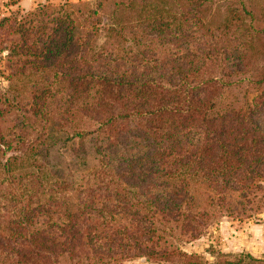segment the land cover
Masks as SVG:
<instances>
[{
  "label": "trees",
  "instance_id": "1",
  "mask_svg": "<svg viewBox=\"0 0 264 264\" xmlns=\"http://www.w3.org/2000/svg\"><path fill=\"white\" fill-rule=\"evenodd\" d=\"M207 1L113 0L122 13L102 27L83 17L96 16V8L70 4H40L0 18V50L10 70L4 91L29 88L43 108L52 84L67 83L72 111L58 104L45 111L64 140L91 142L95 159L79 189H64L60 169L49 166L50 172L36 159L18 176L25 178L22 189H0V264H114L134 255L177 264H264L250 253L212 246L205 249L212 260L171 242L160 251L148 247L160 242V233L197 238L220 213L243 219L264 211V65L250 75L255 78L246 77L247 31L214 52L196 17ZM188 20L195 32L187 33ZM147 25L157 41L170 39L177 57L145 56L124 45L142 43L135 29ZM231 41L242 44L228 47ZM244 80L260 91L218 109L221 91ZM78 93L81 108L72 103ZM0 140L3 146L9 138L0 134ZM24 142L18 136V155L1 162L5 178H12L17 160L50 153V144Z\"/></svg>",
  "mask_w": 264,
  "mask_h": 264
},
{
  "label": "rangeland",
  "instance_id": "2",
  "mask_svg": "<svg viewBox=\"0 0 264 264\" xmlns=\"http://www.w3.org/2000/svg\"><path fill=\"white\" fill-rule=\"evenodd\" d=\"M97 1L98 0H0V18L11 14L20 16L40 4L54 7L70 4L74 10L77 7H81L84 12L96 8L98 10L96 16L88 17L87 13H85L83 17L86 18V21L99 22V25L102 27L111 17L113 20L122 13L121 10H113V0H105L101 5H98V7ZM175 1L176 0H169L168 5ZM180 1L184 2V0ZM199 1L200 0H196V3ZM242 3H245L247 8L253 11V13L247 14L244 12ZM174 9L178 10V8ZM183 9V11H189L185 6ZM138 10L139 7H134L128 14L135 17L138 14ZM188 17H191V14L190 16L188 15ZM196 17L204 24V27L201 26L200 31L205 34V38L213 47L214 52L219 49L220 45H224V40L230 35H236L243 31H247L251 35L245 40L246 56L243 58V61L247 64L245 72L246 77L255 78V76L251 77L250 75L255 74L257 70H260L261 65H264V0H208L199 9ZM131 20L135 21V19ZM186 26L188 27L187 33L196 31L189 20ZM205 26L208 27L205 28ZM142 28L143 26L135 29L136 32L138 31V34L142 33L140 40H137L142 43L135 44L131 39H126L124 45L128 48L132 47L134 52H138L139 54L147 52V54H144L145 56L154 53L161 59L176 56V54H178L171 46L170 39H166L164 41L165 44H163L162 40L157 41L154 33L149 31L150 26L147 25L146 28ZM124 35L128 36L129 34L124 32ZM190 36L192 40L195 39L192 35ZM101 39L99 43L102 42ZM194 42L197 44H204L203 42ZM239 43L241 42L235 43V41H231L228 47L233 46L234 48H239L242 44L241 43L237 47ZM210 44L199 46H210ZM4 45L3 43L2 46ZM150 49H154V51L152 50L151 52ZM228 51V55L232 54L230 50ZM118 53L122 55L125 52L119 51ZM4 55L5 52L0 50V93L4 92L0 94V96L5 95L7 97L5 101L4 99L0 100V134L6 135L9 140L6 141L7 144L3 146L0 145V189H12V185L18 187V189H22L25 178L22 177L19 179L18 176L25 175V172L29 169L32 170V167H26L29 162L33 163L32 159H36L37 164L48 165V170H50L49 166L60 169V172H58L68 181L64 189H79V184H81L84 178L82 175L86 173V169L95 163L91 147L89 149L87 146L91 145V142H80L78 139L74 141L72 139L68 141L64 140L66 134L59 132L58 129L60 128L51 124V117L53 116L46 113V109H55L54 106L57 104L63 108L65 106L70 107L72 111V106L68 101L70 99L68 97L70 91L69 86L65 82L57 83V81L52 84L50 89L53 94L51 96L52 98L47 100V104H43V108L41 100L36 97L33 98L34 95L30 92L29 88L20 89L18 91L10 89L5 92L4 90L8 88L9 84L5 75L10 70L5 64ZM218 58L220 62L226 63V54L218 55ZM120 69H123V66H120ZM226 70L231 72L229 68ZM133 75L135 74L132 73L127 77L131 76L130 78H132ZM231 77L237 78L239 75ZM257 91H260V88L256 87L254 83L246 80L239 84L226 86L221 91L220 95H218L219 97L217 96L216 98V107L218 109H224L229 105L235 106L241 104L245 99H250ZM34 100L36 103L33 104L32 102ZM81 101L82 97L78 93L77 101L75 102L72 100V103L76 108H81ZM79 116L80 113H78V117ZM48 117L50 118L47 120ZM64 129L68 130L69 133L71 132V130L66 127ZM18 136H24L25 142L23 144L25 146L31 144L39 146L41 143L50 144V153L45 154L37 150V152L41 154L32 156L30 160H17L12 164V170L8 173L12 175V178H5L2 173L1 162L5 161V159L10 156L18 155V148H20L21 145V143H18ZM29 153L30 151H28V154ZM19 156L23 158L22 155L19 154ZM50 172L52 171L50 170ZM13 176H16V179H13ZM6 179L8 180V184L6 181L4 183ZM160 235L162 239L156 246L151 242L148 243L149 249L160 251L171 242L186 252L202 254L208 260H212L213 256L205 249L211 246L214 247L215 250L227 254L235 255L240 252H246L255 257L264 259V211L253 217L243 219L232 217L226 213H220L213 218L211 223L207 226L206 231L197 238L181 236L182 239H175L174 237L168 236L167 233H160ZM139 260H146L151 264H177L174 261H167L163 258L150 259L146 256L140 257L136 255L122 259L114 264H133Z\"/></svg>",
  "mask_w": 264,
  "mask_h": 264
},
{
  "label": "crops",
  "instance_id": "3",
  "mask_svg": "<svg viewBox=\"0 0 264 264\" xmlns=\"http://www.w3.org/2000/svg\"><path fill=\"white\" fill-rule=\"evenodd\" d=\"M133 264H151V263H148L147 261H144V260H139V261H137V262H135Z\"/></svg>",
  "mask_w": 264,
  "mask_h": 264
}]
</instances>
